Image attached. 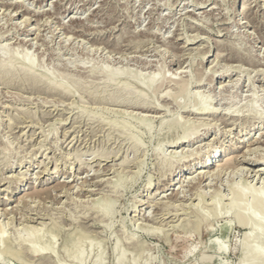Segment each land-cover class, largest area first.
Masks as SVG:
<instances>
[{"label":"rangeland","instance_id":"rangeland-1","mask_svg":"<svg viewBox=\"0 0 264 264\" xmlns=\"http://www.w3.org/2000/svg\"><path fill=\"white\" fill-rule=\"evenodd\" d=\"M262 156L264 0H0L1 249H25L33 226V264H264L239 261L228 191L263 201L264 174L238 166ZM199 213L203 236L172 232Z\"/></svg>","mask_w":264,"mask_h":264},{"label":"bare ground","instance_id":"bare-ground-1","mask_svg":"<svg viewBox=\"0 0 264 264\" xmlns=\"http://www.w3.org/2000/svg\"><path fill=\"white\" fill-rule=\"evenodd\" d=\"M19 9H20V7H19ZM10 62L11 63H15V64L22 65L27 71H30L31 72V70H32V66L29 65V64H27L25 62L24 58H20L19 56H14V54L11 55ZM223 75H226V72ZM49 83H50V85L54 84L53 81H50ZM186 84H184V85H186ZM54 86L58 87L59 89L62 88L63 90H66L64 87L59 86L58 84H54ZM182 87H181V89H182ZM186 87H184L182 91H185V88ZM182 91H181V93H182ZM141 108H143V109L146 108V111H147V109H151V108L145 107L143 105V103L141 105ZM153 109L154 110H157L156 108H153ZM188 112H189V114H191L192 116H195V117H198V116H202V117L203 116H213V114H214L212 111H210L206 107L198 104L197 102H195L194 108L192 110H189ZM225 120H227V119H224V121ZM222 121H223V119H222ZM193 135H195V132H190L188 130H185V131H183V133L181 135L172 136L169 139V141L167 142V144H168V146L170 145L172 147H178V146H181V145H183L185 143H191L194 140V139H192ZM199 138H200V136H199ZM261 159H262V161H261ZM261 159H259V161H256L257 164H259V165L261 164L262 165L264 163V156H262ZM229 160H230V157H227L223 166H227L230 163ZM245 160H248V159L246 158ZM245 160H243L242 162L239 161L238 162L239 163L238 166L240 167V165L242 166L244 163H246V164H249L250 166H252L254 168V170L251 171V172L254 173L255 176L260 175V174H264V169H255L256 166H258L256 164V162L255 163L254 162L253 163L252 162H246ZM204 165H205V163H204ZM210 166L211 167H216V168L217 167H222L221 164H216V163H209V167ZM257 168H261V167H257ZM204 169H208V166H204ZM243 169H245V168H243ZM239 170L240 169L238 168V171ZM208 172H209L208 170H204V171H201L200 170V172L198 171V176H199V181L200 182L203 180L204 174H206ZM212 174H214V173H212ZM260 177L262 179V175H260ZM228 187H229V190L228 191H230V193L233 196V200H234V204L232 206L233 207V210H234L233 211L234 212V219L233 220H235V222L238 224V226H240V227H242L244 229L243 242L247 246H249V251L247 252L248 255L247 254L241 255L239 261H240V263H243L246 260H249L250 262H252V261L257 260L259 258L263 259V261H264V234L263 235H260V231H259L261 228H264V199H263V201L261 200L262 202H260L261 203L260 204L259 203V194H258L259 192L257 193V190L256 189H253V188H255L253 186L252 187L251 186L249 187V185H245L244 187L247 189V192L246 191H244V192H246V193H244L242 191H239V190H236V189H234L231 186H228ZM245 188H243V190ZM257 188H259V187H257ZM200 197L201 196H199V198ZM246 198L247 199H252V201H253L252 202V204H253L252 206H253V208H255V210H257L256 212L258 213L257 215H259V217L250 216V215L244 214V211H247V206L246 207L243 206L246 203V202L244 203V200H246ZM6 200H8V199H6ZM217 200L219 201V197L217 198ZM241 202H242V204H241ZM216 204L217 203L213 202V210L215 212V215L218 216L219 212L216 209V206H215ZM166 212L169 214L168 211H166ZM164 216H166V215H164ZM41 219H42V215L39 214V213H36L33 218L30 217L29 219H26V220H27L28 223H37V221L38 220H41ZM204 221H205V216L203 214H200V213L199 214H196V220L191 221V222H189L188 220H184L178 226H175L173 228V231L172 232L179 233V234H182V235H189L191 233H195V234L198 235V237L199 236H203L204 233H205V231H206V229L204 230V228H203V222ZM27 229H28V235H29V238H30V240H29V244L30 245L27 246V247H25V249H24V247H22V249H21V248H17L16 246H13L12 244H6V246L3 247V249L0 248V262L1 261H5L8 258H12L13 261H16V262H18L20 264H33L34 255L41 254V251L42 250L39 248L40 247L39 245H42L43 244V240L46 237V235H40V237L37 238V237H35L36 236L35 234H37V233H35V229L36 228H34L33 226H27ZM1 238H0V243L2 242L1 241L2 239ZM48 244L49 245H46L45 244L46 245L45 247L47 248V250L51 254V253L54 252L53 246L51 245V243H48ZM257 244H260L259 249H254V246L257 245ZM18 246H21V244H18ZM73 249H75V251L73 253H71V254H69L71 250L70 249H67V248L64 249V252H65L66 255L69 254V257L70 258H73V259L77 260L78 262H81L82 261V257H81V252H80V248H79L78 244H77V246L76 245L73 246ZM244 249H246V248H244ZM247 250H248V248H247ZM259 253H261V254L259 255ZM122 258H124L123 255L122 254H119L118 261L120 262L122 260ZM100 263H101V259L99 257H97V260L95 261L94 264H100Z\"/></svg>","mask_w":264,"mask_h":264}]
</instances>
